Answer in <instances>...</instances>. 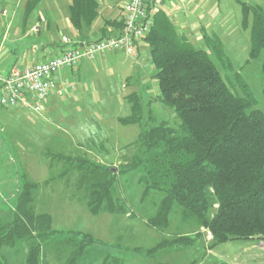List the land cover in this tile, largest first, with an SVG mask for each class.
<instances>
[{
    "label": "trees",
    "instance_id": "16d2710c",
    "mask_svg": "<svg viewBox=\"0 0 264 264\" xmlns=\"http://www.w3.org/2000/svg\"><path fill=\"white\" fill-rule=\"evenodd\" d=\"M70 1L72 25L78 30L91 26L98 16V2ZM149 10L153 25L135 41L134 53L140 42L149 48L152 78L160 89L155 99L175 111L180 130L167 120L156 121L154 117H148L147 122H153L152 125L145 124L141 96L137 92L128 96L131 113L119 121L140 125L141 130L134 141L136 153L121 171L144 170L140 179L144 184L143 199L152 191L163 194L146 223L166 231L177 207L183 222L211 232V249L233 240L264 241V112L253 107L254 99L240 74L235 76L241 91H232L210 57L213 49L219 59L230 63L217 34L204 33L208 49L197 47L178 30L170 16L154 11L152 6ZM242 10L245 25L251 13L254 18L249 59L261 58L264 67V9L242 3ZM121 12L122 20L108 22L115 29L105 31L102 38L123 32V8ZM148 90V86L143 89L146 93ZM51 156L64 164L59 178L73 175V195L81 194L92 214L136 215L116 193L113 167L82 152ZM39 185L25 181L10 220L0 222V264H12L5 250L21 243L27 248L20 264H45V251L63 243L60 239L64 233L53 229L51 215L38 213L33 206ZM66 236L70 249L66 259L60 256L65 260L61 264H80L78 258L97 242L82 232ZM200 236V232H176L149 249L153 252L151 257L160 249L180 251L194 246ZM198 263L196 258L191 262Z\"/></svg>",
    "mask_w": 264,
    "mask_h": 264
},
{
    "label": "rangeland",
    "instance_id": "374dc122",
    "mask_svg": "<svg viewBox=\"0 0 264 264\" xmlns=\"http://www.w3.org/2000/svg\"><path fill=\"white\" fill-rule=\"evenodd\" d=\"M207 1L210 3L207 8L213 20H209L205 28L210 34H213L211 32L217 34L223 42L224 52L230 63L219 59L213 49H210V57L232 91H241L235 76L237 73L240 74L254 99L253 107L264 112L262 59H249L253 13L250 14L248 23L245 25L242 11L243 2L259 5L264 9V0ZM6 2V0H0V49H2V41L7 39L8 35L10 37L3 53L14 49L15 41L11 40V37L18 32L16 26L24 22L32 23L39 17L41 21H36L41 31L35 37L23 38L21 43L16 45L17 49L14 53L22 54L25 52L22 50L26 48L27 43L34 40H42L50 45L58 46L63 44L61 39L64 35L72 41L76 40V29L68 23L69 0H51L50 2L46 0L48 14L43 12L42 16L16 17L2 16L1 10ZM163 7L166 11L171 8L167 3ZM170 18L177 27L182 22H190L186 27L180 26L179 30L192 39L197 47L208 49L203 37L204 32L194 30L198 23L200 24L199 21L188 19L185 16H176L177 19L170 16ZM9 24H13V27L7 34ZM132 61L124 54L112 64L106 60L101 66L92 67L91 62H83L82 66L90 64L92 67L88 73H82L80 80L75 81L74 93L83 91V94L81 96L77 94L78 97L69 101L44 100L40 113L28 108H5L0 105V222L11 218L18 201L19 191L25 181L29 180L40 184L34 194L33 206L37 212L49 213L52 216L54 230L63 233L82 232L96 239L97 242L90 248L91 256L83 254V261L87 264H105L108 249L115 248L110 246L112 244H108L110 236L111 238L113 236L124 238L123 241L127 240V242L130 239L142 242L145 257L140 256V258L145 260V264L148 262L146 260H150L149 258L152 264L156 261H161V264L168 263L171 259L174 264H184L182 261L184 257H191L192 261L196 258L199 261L198 264H217L223 261L235 264H264V241L261 243L256 239L233 240L211 249L209 247L213 239L211 232L189 221L183 222L177 207L171 215V226L166 231H159L147 225V218L155 213L163 194L159 191H152L143 199L144 184L140 182V179L143 177L144 170L139 168L127 173L121 171L124 164L130 162L136 153L134 141L140 133L141 126L125 125L119 121V118L130 115L131 103L128 96L135 91L141 96L144 104L145 124H153V122H147L148 117H154L156 121L164 119L179 131L180 120L172 108L155 99L160 94V89L158 82L153 78L148 82L150 85L148 93L141 92L135 86L133 89L127 88V95L123 96L125 90L121 83H124V79L119 81L116 74L120 72L123 75L127 70H131L132 63L135 62ZM79 152L85 153L95 161L105 163L110 159L115 160L116 164L114 162L106 164L115 168L116 193L126 202L129 210L136 214L134 217L130 214L128 217L122 214H112L113 218L109 219V217L94 215L90 212L81 194L74 197L73 190L75 191L76 181L73 175L59 178L58 175L64 164L53 159L51 155ZM47 177L49 181H46ZM66 203L73 206L72 213L64 214L54 211ZM176 232L192 233V235L200 232L201 236L194 246L177 251L175 254H172V249H160L151 257L153 252L149 249ZM107 233H110V236H107ZM66 235L63 234L60 239L63 243L48 249L47 252L50 254H46L45 251V264H61L65 261L70 249L66 243L68 240ZM26 248V244L21 243L14 249H6L5 254L12 264H20L25 260ZM60 251L64 257L61 262L55 257V254ZM114 253L113 251L110 254ZM123 253H125V258H131L129 253ZM171 254L172 258L169 256ZM114 262L111 260L106 264H117ZM126 264L131 263L126 262Z\"/></svg>",
    "mask_w": 264,
    "mask_h": 264
},
{
    "label": "crops",
    "instance_id": "0c3cea01",
    "mask_svg": "<svg viewBox=\"0 0 264 264\" xmlns=\"http://www.w3.org/2000/svg\"><path fill=\"white\" fill-rule=\"evenodd\" d=\"M6 1L7 2L4 4L1 10L2 16H15V17L16 16H42V14L44 13L48 14V10L46 9V5H45L46 0H6ZM50 1L48 0V2ZM96 1L98 2V5H99L98 16L95 18L91 26H86L83 29L78 30L72 25L70 21L71 1L69 0L70 3H69V9H68L69 11L68 12V23L69 25H71L73 28L76 29V40L78 41L97 40L99 38H102L104 36L105 31H113L115 29L113 24L108 23V22H112V21L119 22L120 20H122L121 9L123 8L127 0H96ZM166 3L169 7H171L167 9L168 11H166L163 7L164 4ZM197 3H198V8H197ZM153 4H154V8H157L158 11L165 12L167 16H174V19H177L176 16H185L188 19H194L196 21H199L200 24L198 23L197 27L194 30L202 31L204 33L210 34L207 31V28H205V24L209 23V20L210 21L213 20V18L211 17L212 15L209 13L208 11L209 9L207 8L208 4H210L208 3L207 0H155ZM26 20L27 19L25 18V21ZM36 20L41 21V17H39V19H36ZM36 20H34L32 23L24 22L23 24L21 23L20 25L16 26L18 28V32L15 33V36L11 37V40L15 42L13 43L14 49L13 50L11 49L10 52L3 53L5 51L6 42L10 38L9 35L7 36L8 37L7 39L2 41V45H1L2 49H0V72L6 74L9 72V70L13 66H18L19 68L24 69L26 67L33 65L34 63L44 61L54 55L60 54L62 50L65 48L63 47V44L60 46L50 45V43H47L46 41L34 40V41L27 43L26 48L24 47L25 49L22 50L25 52H23L22 54L18 55L14 53V51L17 49L16 45L18 43H21L23 38H27V37L29 38L31 36L35 37L36 34L41 31L40 25L39 26L37 25ZM172 22L177 27L176 23L174 21ZM189 24L190 22H186V23L182 22L180 26L186 27ZM180 26L177 27L178 30ZM12 27H13V24H9L7 26L8 28L7 30H9L7 34L10 33V30ZM211 33H214V32H211ZM124 54L129 56L135 62L132 63V69L127 70L125 74L121 75L120 72L116 74V76L119 77L117 78L119 81L124 79V83H121L123 89L125 90L123 91L124 92L123 96L127 95L126 93L127 88L131 87V89H133L136 86L142 92L144 87H147V86L150 87L148 82L149 80H152V75L154 73L153 65L150 59L149 48L147 47L145 43L140 42L138 45V48H136V51L133 55L128 54L123 49H120V50H116L113 52H107L105 54H99L93 60L85 59L76 68H63L58 74L57 87L51 92V94L48 96V98H46V100L50 99L52 101L54 99L56 100L60 99V100L69 101V100H74L73 99L74 97L81 96L83 94V91L81 93H78V92L74 93V91L76 90L75 81L80 80L83 72L88 73L90 68L92 69L93 66H101V64H104L106 60H108L112 64V62H114L116 59H118L121 55H124ZM85 61L91 62L92 67L90 66V64H85V66H82L83 62ZM69 123L73 124L72 121H69ZM114 161L115 160L110 159L105 163L110 164L111 162H114ZM114 164L116 163L114 162ZM49 180H50L49 177H47L46 181H49ZM54 211H56L57 213H64V214L67 213L68 214V213H72L74 210H73L72 205L69 206L66 203L65 205L60 206L59 209H56ZM101 216L109 217V219H111L113 215L109 213H105V214H101ZM128 216L129 215L127 214V217ZM8 220H10V218ZM8 220H5V221H8ZM53 225L54 224H53V218H52V227H54ZM68 233H64V234L68 235ZM107 236H110V233H107ZM123 239L124 238H118L114 236L111 238L110 236V239H109L110 241L108 242V244H112L110 246H113L115 248H113L112 250L108 249L109 251L107 253V261L105 260V264L110 263L111 260L112 262L114 260L115 261L114 263H117V264H126V262L131 263V264H145L144 263L145 260L143 261V259L140 258V256L145 255L142 251L144 249L142 247L143 246L142 242L139 243V241L137 240L133 241L131 239L127 242V240L123 241ZM259 241L263 243L261 240ZM127 244H128V247H127ZM93 246L94 244L87 247V249L84 252V255L87 254L90 257L91 256L90 251H92L90 250V248H92ZM124 249L129 250V251H122ZM113 251L115 252L113 254L114 256L110 254ZM123 252L129 253L131 255V258H128V259L125 258V253ZM171 252L172 254H175L177 251L172 249ZM47 253L48 252L46 251V254ZM172 254L169 255L170 258H172ZM60 256L61 254H59L58 252L55 254V257L57 258V260L61 262ZM83 257L84 256L82 255L80 258H78L79 263L87 264L83 261ZM149 259L150 260H146L148 261L146 262V264H152L151 258ZM182 261L184 262V264H191L192 262L191 257H188V258L184 257ZM172 262H173V259L169 260L168 263L164 262L163 264H174ZM153 264H161V261H156ZM231 264H235V263H231Z\"/></svg>",
    "mask_w": 264,
    "mask_h": 264
},
{
    "label": "built area",
    "instance_id": "2783aa9c",
    "mask_svg": "<svg viewBox=\"0 0 264 264\" xmlns=\"http://www.w3.org/2000/svg\"><path fill=\"white\" fill-rule=\"evenodd\" d=\"M155 0H127L123 6L124 30L118 36L99 40L72 41L62 36L65 47L60 54L34 63L24 69L13 66L8 73L0 72V105L5 108H28L40 113L42 103L58 85L63 68H76L85 59L124 49L133 55L135 41L145 36L153 25L149 8Z\"/></svg>",
    "mask_w": 264,
    "mask_h": 264
},
{
    "label": "water",
    "instance_id": "95a60500",
    "mask_svg": "<svg viewBox=\"0 0 264 264\" xmlns=\"http://www.w3.org/2000/svg\"><path fill=\"white\" fill-rule=\"evenodd\" d=\"M113 169V172H115V168H112Z\"/></svg>",
    "mask_w": 264,
    "mask_h": 264
}]
</instances>
